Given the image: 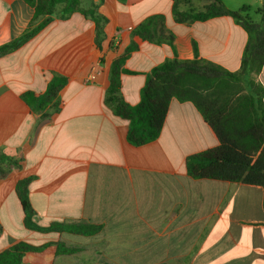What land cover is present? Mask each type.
I'll list each match as a JSON object with an SVG mask.
<instances>
[{
  "label": "crops",
  "instance_id": "1",
  "mask_svg": "<svg viewBox=\"0 0 264 264\" xmlns=\"http://www.w3.org/2000/svg\"><path fill=\"white\" fill-rule=\"evenodd\" d=\"M214 1L81 0L102 18L98 34L76 11L0 56V252L24 242L45 245L24 264H264V188L187 171L189 156L219 145L192 102L172 98L158 137L140 146L104 103L123 56L120 91L131 106L166 61L238 72L246 31L230 16L190 15ZM219 1L260 20L262 0ZM153 16L162 20L149 41L135 30ZM33 18L23 0H0V47ZM54 76L65 80L57 111L28 97H42ZM256 81L264 87V63ZM19 188L33 211L26 224Z\"/></svg>",
  "mask_w": 264,
  "mask_h": 264
},
{
  "label": "trees",
  "instance_id": "2",
  "mask_svg": "<svg viewBox=\"0 0 264 264\" xmlns=\"http://www.w3.org/2000/svg\"><path fill=\"white\" fill-rule=\"evenodd\" d=\"M23 1L33 7L34 18L19 38L0 47V56L20 47L53 19L65 20L76 11L90 17L97 25V34L100 31L102 18L93 9L79 8L81 0ZM257 13L260 20L255 23L249 19L245 8L229 11L215 0L204 11L190 14L196 20L230 16L246 31L248 39L238 72H229L203 60L166 61L152 69L141 90L139 103L131 106L124 101L120 91L119 76L125 56L113 62L104 103L113 115L129 121L127 141L130 144L140 146L158 137L172 98L190 101L214 131L219 145L189 156L186 161L189 175L264 188V87L256 81L264 63V0ZM38 19L41 21L36 23ZM161 20V16H153L139 25L135 33L153 41L150 27ZM164 40L170 42L172 36L168 35ZM132 49L129 47L127 51ZM64 83L63 78L54 76L42 97H28L30 101L49 104L57 111L58 93ZM18 194L26 224L33 211L20 188ZM50 230L59 228L52 226L45 231ZM44 248L45 245L33 247L18 242L0 252V264H24L25 253L40 252ZM72 252L75 250L64 251Z\"/></svg>",
  "mask_w": 264,
  "mask_h": 264
},
{
  "label": "rangeland",
  "instance_id": "3",
  "mask_svg": "<svg viewBox=\"0 0 264 264\" xmlns=\"http://www.w3.org/2000/svg\"><path fill=\"white\" fill-rule=\"evenodd\" d=\"M248 17H249V19H251L253 22H254V20H256L257 18L259 19V17L256 16V15H249Z\"/></svg>",
  "mask_w": 264,
  "mask_h": 264
}]
</instances>
